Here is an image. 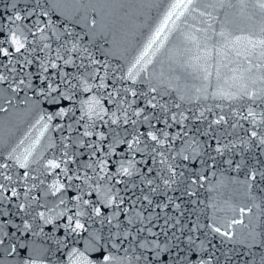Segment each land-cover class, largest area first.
I'll use <instances>...</instances> for the list:
<instances>
[{
  "label": "water",
  "instance_id": "1",
  "mask_svg": "<svg viewBox=\"0 0 264 264\" xmlns=\"http://www.w3.org/2000/svg\"><path fill=\"white\" fill-rule=\"evenodd\" d=\"M176 2L0 0V40L4 41L0 47L9 50L12 60L10 64L8 57H0V70L7 73L13 65L20 70L21 64L32 60L33 63L17 76V81L24 78L27 82L25 72L38 75L40 62L46 58L55 59L59 51L73 61L69 65L60 60L56 63L68 74L71 85H75H61V89L74 99L64 101L62 106L68 109V115L55 118L46 131L37 124L46 104L33 90L21 91L12 104L0 100V107L8 109L0 112V163L9 165L6 169L0 168V172L12 177L6 180L0 176V184L6 188L0 192V197L10 196L12 189L19 193L11 201L3 199L0 202V209L8 213L6 217L0 216V222L6 223V230H15L16 225L22 229L24 221L32 226L20 241L23 250L19 254L0 257V264H30L31 260L36 264H80V252H84L90 264H102L107 251L117 257L113 264H138L131 257L140 250L135 244L130 247L128 241L120 244L114 234L131 227L127 221L135 217L136 211H144L139 202L135 208L132 205L135 196L140 195L139 188L133 189L131 183H125L131 179L143 187L141 177L139 174L131 178L114 175L111 180L107 177L101 180L97 167L101 159L108 160L107 171L111 173L117 171L122 159L127 163L134 157L136 168L141 170L147 167L144 160L151 163L146 152L133 154L125 151L126 144H116L119 140L131 142L138 132L149 130L147 124L139 122L142 117L138 120L127 108V102L132 100L135 101L132 109L144 108L145 113L153 117L151 123L156 126L153 130L162 129L168 133V140L159 149L163 155L157 156V160L167 159L177 171V182L167 195L181 208L176 210L169 205L159 220H153L156 225L153 232H159L164 218L171 216L169 223L179 219L181 225H187L183 229L185 233L198 237L197 245L203 242L206 251L200 248L197 251L205 264L209 260L211 264H264V145H259L260 138L264 137V47L258 44L264 39V8L260 7L264 0H193L191 7L174 10L172 5ZM172 11L177 14L168 21L160 40L149 48V41ZM44 12L48 13L47 17ZM17 14L21 16L20 20H15ZM12 32L21 39L26 37L25 50L21 53H16L9 43ZM44 44L50 47L44 49ZM73 45L77 51H71ZM145 51L148 55L136 65ZM93 59L102 61V64H93ZM133 65L138 72L135 83L126 79ZM97 68L100 69L99 75L95 73ZM105 71L108 86L99 88L100 76ZM45 75H55L56 82H59V69H50ZM33 80L34 84L39 83L35 76ZM85 86L92 90L86 91ZM129 88L137 92L136 97L124 91ZM114 90H119L115 99L108 97L107 93ZM250 95L252 99H249ZM92 97L100 101L99 111L108 109L109 114L103 120H90L85 115L86 109L95 107L86 103ZM153 97V103L163 107L152 109L148 106L147 101ZM121 99L125 100L123 107L119 105ZM125 110L130 117L127 124L123 123ZM249 111L254 114V119L248 115ZM112 112L120 118L119 123H111ZM173 114L179 123L172 121ZM220 117L224 118L223 121L214 123ZM131 120L138 122L133 125ZM165 120L171 127L164 123ZM68 124L72 125L71 133L67 131ZM56 125L64 127L53 130ZM85 131L93 135L84 136ZM253 131L257 133L256 137L251 136ZM101 133L105 137L103 140L99 139ZM141 140L138 147L144 149L145 138L141 137ZM79 141L84 142V147H80ZM89 142L99 145L95 157H91V153L96 149L88 148ZM217 142L223 155L215 151ZM64 144H68L67 149ZM111 147H116L119 155L105 157L104 153ZM65 152L72 158L66 165L67 176L60 169L49 171L44 168L48 160L59 162L66 159ZM27 153H31L29 167L20 168L15 157L22 161ZM10 154L14 159H7ZM185 155L191 159L184 161ZM89 164L92 167H88ZM166 168V165L157 163L150 174L162 188L160 176L167 178ZM161 169L164 171L156 176ZM25 171L29 173L27 179H23ZM180 172L184 175L180 176ZM253 173L256 175L254 180L251 178ZM192 179L197 183L192 184ZM57 181L65 187L53 194L51 186ZM98 185L100 190L111 188L113 194L124 197L122 207L128 208L129 212L127 215L121 213L119 226L115 219L112 224L108 223L115 209L107 207L93 191ZM187 192L193 194L187 195ZM76 196L94 202L103 215L95 216L92 203H78ZM61 199L64 203L60 202ZM152 199L153 207L157 201L167 203V198L162 195H153ZM20 205H24V211H20ZM79 211L85 213L78 218L87 231L65 236L63 226L67 217L75 216ZM149 211H144V215L147 216ZM194 225L199 226L197 231L189 232ZM209 225L231 233L232 238L220 236ZM139 226L137 223L136 227ZM110 236L112 240L106 245L107 251L93 247L95 241L92 237L104 244ZM128 239L130 241L131 236ZM165 239L161 234L160 240ZM167 239H171V232ZM113 240L119 248L113 245ZM181 248L187 251L183 243ZM73 250L77 252L75 257L72 256ZM194 264H201V259L195 260Z\"/></svg>",
  "mask_w": 264,
  "mask_h": 264
},
{
  "label": "snow or ice",
  "instance_id": "2",
  "mask_svg": "<svg viewBox=\"0 0 264 264\" xmlns=\"http://www.w3.org/2000/svg\"><path fill=\"white\" fill-rule=\"evenodd\" d=\"M193 0H177L176 3L172 5V8L175 9H187L192 6ZM261 8H264V3L260 4ZM177 13L175 11H172L168 14V16L165 18L162 26L156 30L155 36L149 41L148 47L151 48L153 44H155L157 41L160 40L161 34L163 33L164 29L167 27L168 21L172 18L173 15H176ZM182 14V12H181ZM43 15L47 17L48 13L44 12ZM21 16L17 14L15 16V20H20ZM51 27V25H49ZM41 32H43V28L40 29ZM67 31V29H65ZM55 34V33H54ZM69 35H72V33H68ZM223 35V33H221ZM25 40L21 39L19 35H17L16 32H12L11 36L9 37V43L14 48L16 53H21L22 50H25ZM3 40H0V43H3ZM251 43V41H249ZM258 44L262 47H264V39L258 41ZM49 44H44L43 48H49ZM63 47V45H61ZM34 51V49H33ZM43 51V49H41ZM71 51H77V48L75 45H73ZM148 55V52L145 51L139 60L136 61V65H139L141 61L144 59L145 56ZM0 57H8L9 63H12V60L10 59L11 53L7 48L0 47ZM63 61L65 65L72 64L73 61L71 59H66L63 55L60 54V52H57V55L55 59L49 60L44 59L39 64V74L36 75L35 73L31 72H25L24 75L27 76V82L24 78H20L17 81V76L20 75V71L25 69L28 65H31L33 63L32 60H26L23 64H21V69L17 70L15 66L13 65L12 68L8 69V72L5 73L4 71L0 70V100H3L7 104H12L15 96L19 95L21 91H24L25 89H31L34 91L36 96H39L43 99V101L46 104L45 110H43L39 116V119L37 120V124L40 125V127L43 130H47L51 126V122L59 117L63 118L68 115V109L63 107L64 101H71L74 99L73 95H70L65 90L61 89L62 84H69L70 87H75V85H71V81L67 79L68 74L63 72V68L56 63V61ZM93 64L100 65L102 64V61L93 59L91 61ZM2 63V61H0ZM136 65H133V68L130 69L126 75V79L131 80L132 83L136 82V75L138 72L136 71ZM2 67L7 68V65H2ZM106 68V65H105ZM50 69H59L60 73V79L59 82H56V76L55 75H45L46 73H49ZM96 75H99L100 69H95ZM108 73L105 71V74L103 76H100V83L98 85L99 88H106L108 85L106 83V77ZM35 76V79L39 81V83L34 84L33 77ZM95 78V77H94ZM6 85V87H5ZM86 91H91L92 89L90 87L85 86ZM119 90H114L113 92L107 93L108 97L115 99V95ZM124 91L128 92L132 97L137 96V92L131 88L125 89ZM152 91H155V89H152ZM14 94V95H12ZM220 95L223 98V93H220ZM155 97L152 99H149L147 101L148 106H150L152 109L159 107H163V105H157L156 103H153ZM249 99H252V96H249ZM88 106L95 107H89L85 110V115L88 116V118L91 120L93 118H98L103 120L105 115H108V109L103 108L102 112L98 109L101 107L100 101L96 99L95 97L90 98L87 102ZM125 103L124 99H121L119 102L120 107H123ZM135 103L134 100L127 102V108L132 110V115L139 118L142 117V120H139L140 123L147 124L149 126V130L146 132H138L137 135L133 137V140L131 142L126 140H119L116 142L117 146L121 144H126L127 148L125 151H130L133 154L136 152H146L148 157L150 158L151 163L149 164V160L146 159L143 161V163L147 166L145 170L137 169L136 168V161L133 157L132 160H128L127 163L124 162L122 159L119 161V168L115 173H111L107 171V165L108 160L107 159H101L97 163V167L100 168L99 179L103 180L105 177L107 179L111 180L114 175L118 176H127L131 178L134 174H139L141 177V183L143 184V187H140L135 181L129 180L127 183L132 184V188L136 189L139 188L140 195L135 196V200L132 201L133 208H135L136 203L139 202L141 207L144 211H149V214L147 216L144 215V211H136L134 218H129L127 223L131 227L125 228L123 232L117 231L114 235L117 240L120 241V244H123L125 241H128L129 246L131 247L132 244L136 245V248H138L140 251L131 258H134L135 261L138 262V264H194V261L197 259H201V264H205L202 257L200 256L199 252L197 251L198 248L201 249V251H206V249H203V242L201 241L200 245H197V239L198 237L194 235H189L183 231L187 225H181V221L179 219H176L173 223H169L170 220H172L171 216H167L164 218L163 225L160 226L159 232H153V228L156 227V225L153 223V220H159L161 218V213L165 211L169 207V205H173L176 210H179L181 208L180 204H176L175 201L172 199V197L168 196L167 193L169 190L172 189V185L176 184V176L177 171L176 168L172 164L167 163V159H161L157 160V156H162L163 153L159 151L160 148H163L165 145L166 140H168L169 135L167 132L163 131L162 129L159 130H153L156 128L155 124H152L151 121L153 119L152 116L145 113L144 108H135L132 109V105ZM51 110L50 112L48 110ZM8 109L5 107H0V112H6ZM119 110V108H118ZM249 116H252L254 119V114L249 111ZM201 116H203V113H201ZM186 118V117H185ZM111 123L117 124L120 121L119 117H116V113H111ZM172 121L174 123H179L177 120V117L175 114L171 117ZM196 119H200V117H196ZM223 117H220L219 120L214 121V123L219 124L221 121H223ZM130 117L128 116L127 110L124 112V119L123 123L127 124L129 123ZM138 120H131V123L133 125L137 124ZM164 123L171 127L170 124H168V121L165 120ZM64 126L56 125L53 127V130H60ZM67 131L69 133L72 132V125L68 124ZM94 127V125H93ZM209 127H211V123L209 124ZM41 135H43V132H41ZM84 136H92L93 133L90 131H85L83 133ZM186 135V133H185ZM252 137H256L257 133L253 131L251 133ZM141 137L145 138V147L144 149L139 148L138 146L142 143ZM163 137V138H162ZM178 138V137H176ZM65 140L68 139V137H64ZM99 139L103 140L105 139L103 133L99 135ZM152 142L151 145H149L147 142ZM80 147H84V142L79 141L78 142ZM259 145H264V137H261L259 140ZM258 145V146H259ZM88 148H95V151H92L91 157L96 156V152L99 151V145H94L93 143L89 142L87 144ZM171 145H169V148ZM209 149L212 148V145L210 144ZM64 148H68V144H64ZM150 148V151H149ZM215 151L223 155L222 147L219 146V143L217 142V147L215 148ZM113 154L116 153V147H111L109 152L104 153L105 157H111ZM31 155V153H27L24 155L23 160L21 161L19 157H15V160L18 163V166L20 168L27 169L29 167V160L28 156ZM196 155H199V152L196 153ZM66 159L60 160L57 162L56 160H48L44 164V168L51 171L60 169L64 175L67 176L68 169L66 165L71 161V156L68 155L67 152H65ZM90 157V158H91ZM7 159H14V157L10 154ZM191 157L185 155L183 156L184 161H189ZM214 159V157H213ZM36 162V161H33ZM159 164H164L167 166L166 170L169 173L167 178H164L160 176L161 172L164 171V169H161L160 171L156 172V176H160L163 183V188L161 187V184L156 183V180L150 176L151 173L154 171V166ZM65 165L64 168L61 166ZM9 165L7 163H0V168H8ZM88 167H92L91 164L88 165ZM180 176H183L184 173L180 172ZM264 175V174H262ZM0 176H3L6 180H11V176L4 175V173L0 172ZM29 177V173L27 171L23 174V179H27ZM202 178V177H201ZM253 180L256 178L255 173H253L252 177ZM69 180L72 179V177H68ZM79 179V177H77ZM120 183L121 181H117ZM192 184H196L197 180L192 179ZM54 189V193L61 192L65 185L59 183L57 181L55 184L51 186ZM145 189H147V194H145ZM6 191L5 185L0 184V192ZM93 191H96L98 195L102 198L103 203L109 207L115 209V211L112 214V218L108 219V223L112 224L113 219L117 220V226L121 223V213H124L125 215L128 214L129 209L126 207H122L125 204V199L122 196H119L118 193L113 194L111 188H106L104 190H100L99 185L96 189H93ZM162 195L163 197L167 198V203H162L161 201H157L155 203V206L153 207V195ZM187 195H192L193 193L187 192ZM19 193L12 189L11 195L8 197H0V202H2L3 199H7L11 201L12 197H18ZM91 195V193H89ZM135 195V193H133ZM76 201L79 203L80 201L83 202L84 205H89L92 203V210L95 214V216H102L103 213L101 211V208L95 207L94 202H90L89 200H84L82 196H76ZM61 203H64L63 199L60 201ZM146 202V204H145ZM156 209H159V212L156 211ZM20 211H24V205H20ZM244 210L241 209V212ZM183 215V212L180 213ZM8 213L4 211L3 209H0V216L6 217ZM85 213L82 211H79L75 214V216H68L67 217V223L63 226L65 228V236H71L73 233L79 235L81 231H87L85 228V224L81 222V220L78 217L84 216ZM41 218H44V214H40ZM138 218V219H137ZM50 222V221H49ZM236 221H234L235 223ZM10 223V222H8ZM139 224V227H136V224ZM148 225H152V227H148ZM180 227H177V226ZM198 225H194L189 229V232L195 233L197 231ZM210 228H212V231L215 233H218L220 236L226 237L228 239H231V233L229 232H223L219 227H212L209 225ZM32 229V226L27 222H23V226L21 229L20 225L15 226V230L12 228H8L6 230V223L0 222V257L2 256H12L14 254H19L23 250V245L20 243V241L23 239L24 234L27 232H30ZM175 229V231H173ZM134 230V232H133ZM17 232L20 234L17 235ZM169 232H171V239H167ZM144 233H147V235H144ZM179 233V235L177 234ZM163 234L166 239L164 241L160 240V235ZM131 236V240L129 241V237ZM151 237V239L149 238ZM95 243L93 244V247L96 248V250H104L107 251L106 245L109 240H112V237H108L107 240H105L104 244H100L96 237L91 238ZM113 245H115V241H112ZM185 244L187 251H185L184 248H181V244ZM117 248H119V245H115ZM127 252V249H125ZM133 252H135V248H133ZM72 256H77V252L73 250ZM130 258V259H131ZM78 259L80 261V264H90L88 261V258L85 256L84 252H80L78 254ZM117 257L111 252L107 251V254L103 256L102 258V264H113V261H115ZM30 264H36L35 260H31ZM207 264H211V261L209 260Z\"/></svg>",
  "mask_w": 264,
  "mask_h": 264
}]
</instances>
